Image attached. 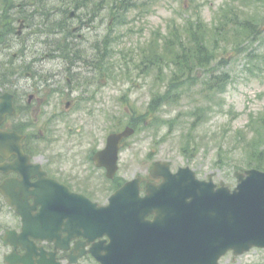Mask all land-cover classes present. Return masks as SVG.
<instances>
[{"label":"rangeland","instance_id":"1","mask_svg":"<svg viewBox=\"0 0 264 264\" xmlns=\"http://www.w3.org/2000/svg\"><path fill=\"white\" fill-rule=\"evenodd\" d=\"M29 1L35 4L24 8ZM83 1L87 3L77 7L74 0H0V9L21 4L23 7L15 10L17 18L25 17L21 11L34 14L22 37H17L20 22L15 23L16 45L10 46L11 59L24 61L27 71L33 72L28 78L26 73H17V77L23 76L20 82L28 84L29 92L35 89L33 80L43 86L39 81L46 76L49 79L47 72L64 67L58 54H47L54 48L48 47V35L38 25L46 18L36 15L41 10L65 6L69 12H77V24L86 27L77 47L87 59L97 54L104 41L101 52L105 48L108 58L98 77L108 80L110 104L105 105L108 112L101 107L95 117L94 124L101 126L98 138L127 125L137 128L120 155L119 175L131 178L145 172L154 161L168 160L174 168L189 165L199 177L208 179L213 174L216 183L233 188L238 182L236 171L264 166V0H133L135 5L124 17L120 12L125 8L114 9L116 0ZM120 5L125 6V1ZM60 18L56 15L53 20ZM4 24L0 15V34ZM188 24L203 40L197 42L212 48L208 66L196 60L185 65L186 47L197 48L194 41L187 46L184 28ZM216 24H221L218 38L213 32ZM170 25L181 31L177 42L170 43ZM217 39L221 48L216 47ZM43 67L46 73H41ZM216 74L223 77L215 80ZM87 75L92 76V70ZM17 77L12 73L14 84ZM207 81H215L216 88L209 87ZM48 94L45 106L49 116L59 109V94ZM106 114L111 117L110 124L105 122ZM65 127L59 124L63 138L69 142L85 140L82 148L89 151L93 136L88 131L68 136ZM63 142L52 144L51 154L63 151ZM52 159L58 165L64 161ZM70 167L67 163L66 168ZM3 253L0 242V264ZM83 264L97 263L91 259ZM221 264H264V249L235 256L229 253Z\"/></svg>","mask_w":264,"mask_h":264},{"label":"flooded vegetation","instance_id":"2","mask_svg":"<svg viewBox=\"0 0 264 264\" xmlns=\"http://www.w3.org/2000/svg\"><path fill=\"white\" fill-rule=\"evenodd\" d=\"M0 15L1 22H4L6 18L2 10ZM21 20L24 25L25 20ZM4 29L3 34H0V218L2 221L5 218L6 222L10 220L12 223L4 222L2 227L17 229L18 233L27 229L24 216L10 205V201L14 199L19 203L18 208L25 213V216L36 217L40 214L41 217L39 216L37 220L38 230H50L49 235L53 236L51 242L40 238L35 240L34 237L30 238L31 242H25L30 248L36 247L35 251L31 248L34 264H52L54 261L70 264L71 255L85 251V255L75 263L80 264L93 259L92 254L88 252L93 244L104 241L108 244L109 238L103 234L102 238L96 236L95 240L88 244L86 237L76 236L85 230L82 227H74L73 213L80 211L79 206L88 208L84 200H80L78 196L89 197L94 202L106 206L113 193L127 184V181L137 177L141 181L140 192L145 194L148 186L162 183L163 178L154 175L155 171L164 169L155 167V164L162 160L154 161L145 172H140L134 177L129 178V174L119 175L120 155L126 149L127 139H122L119 144L118 167L113 164L114 149L111 147V150H108L107 147L110 136L122 133L125 127L106 132L101 139L98 138L101 126L97 128L98 125L94 124L95 117L98 118L97 113L102 111L101 107L104 113L108 112V107L106 108L105 105L110 104L108 80L103 76L98 77L102 70L101 50L87 59L80 54L78 50L80 47L68 45L70 52L64 55L66 59V62H62L64 67L55 73L47 72L49 79L46 76V80L39 81L43 86L33 80L36 86L33 92H29L28 84L20 82L23 76L17 77L16 71L21 70V67L18 68L21 64L25 67L23 72L27 74V78L33 72L27 71V64L24 61L15 60L18 65L11 61L10 46H15L16 40L9 35L7 27ZM18 34L20 37L23 36L22 31ZM77 35L84 36L81 33ZM76 40L77 38L74 42ZM53 41L55 39L50 38L46 43L53 44ZM44 70L43 67L41 73ZM91 70L92 76H88L87 71ZM12 73L17 77L15 84L11 81ZM19 84L27 86L20 87ZM63 84L66 87L62 88ZM50 92L59 94L56 98V107L59 105V109L56 108L48 116L45 102ZM52 119L56 121L53 122ZM107 121L108 124L111 123L108 114L105 116V122ZM61 123L66 125L68 136L88 131V135L91 134L94 138L89 151L82 148L85 140L69 142L63 138V133H60L59 129ZM58 140L64 141L61 144L62 148L60 147L64 152L51 154L49 147ZM68 148L70 149L67 150ZM52 157L64 161L58 160L60 162L58 165L53 162ZM67 163L71 164L70 169L66 168ZM178 168L179 166L174 168L170 163L173 172ZM14 191L12 198L8 193ZM98 194L100 196L108 194V196L105 199L95 198L94 196ZM46 200H49L48 204ZM64 200L68 204L67 210L64 208ZM44 203L48 208H43ZM148 218L153 219V216ZM59 232H62L60 237ZM3 249L5 255L13 251L14 246L3 245ZM26 252L27 248L21 244L19 255Z\"/></svg>","mask_w":264,"mask_h":264},{"label":"water","instance_id":"3","mask_svg":"<svg viewBox=\"0 0 264 264\" xmlns=\"http://www.w3.org/2000/svg\"><path fill=\"white\" fill-rule=\"evenodd\" d=\"M123 135L109 140L107 149L116 150L114 165ZM183 171L174 175L170 170L163 175L155 171L164 182L148 186L144 197L139 180H134L114 194L109 206L95 203L94 211L84 209L81 219L92 221L89 226L101 222L111 228L113 243L107 254H95L102 264H219L230 250L240 255L264 248L263 171L236 172L239 183L232 190L224 183L217 186L211 177L196 179L188 168L185 178ZM153 213L151 221L147 216Z\"/></svg>","mask_w":264,"mask_h":264},{"label":"trees","instance_id":"4","mask_svg":"<svg viewBox=\"0 0 264 264\" xmlns=\"http://www.w3.org/2000/svg\"><path fill=\"white\" fill-rule=\"evenodd\" d=\"M121 1H123V2L125 1V6L120 5ZM133 3H134L133 0H131V1L130 0H116L115 4H114V9L121 11L120 10L121 8H125L122 13L120 12V14L124 17L125 14L129 11V8H131L133 5H135ZM191 24L194 25V23H191ZM220 26H221V24L214 25L213 32H215V34L217 33V29H219ZM170 29H171L170 33H169L170 43H172L174 41L177 42V40L180 38L181 31H179V29L176 26H170ZM184 31H185L186 39L188 41L187 46H189V44H190L189 42H191V41H194L197 43L196 49L195 48L190 49L189 47H186L185 65L192 60H196V61L201 62V63L204 62L203 64L208 66V63L210 62L211 57L213 55L212 48L211 47L207 48V46L205 44L201 45L200 43H198L199 41L202 42L203 40L201 38H199L200 35L197 31L194 30V27L190 28V26L188 24L185 26ZM216 36H217V34H216ZM217 38H218V36H217ZM217 43H218V45L216 47L221 48L220 41H218V39H217ZM181 57H183V56H181ZM221 76L222 75L216 74V75H214L213 79L216 80V78H219ZM206 83H208V81ZM216 84L217 83H215V81H214V82H209L207 85L209 87L216 88ZM254 167H257L259 169L264 170V166L254 165Z\"/></svg>","mask_w":264,"mask_h":264}]
</instances>
